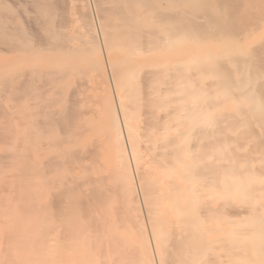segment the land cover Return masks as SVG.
I'll list each match as a JSON object with an SVG mask.
<instances>
[{
    "label": "bare ground",
    "instance_id": "1",
    "mask_svg": "<svg viewBox=\"0 0 264 264\" xmlns=\"http://www.w3.org/2000/svg\"><path fill=\"white\" fill-rule=\"evenodd\" d=\"M20 1H23L22 4L20 3ZM82 1L84 3L82 5V9H83V11H85V9H88L90 7L89 0H82ZM159 1L160 0H94L93 2L95 3V8H96L97 13L99 15V18L97 21H99V25H100L99 28H100L101 36H103V39H104V43H105L104 45H106L107 48H108V46H109V48L110 47H116V48L126 47L127 48V47H129L128 45H131V46H134V51H135L136 48H140L141 45L144 44V40H147V42L145 41L146 43H150L151 41L155 42L153 44L156 46V49H157L161 45L160 42L165 41L164 45L166 42H169L167 44H170L172 42L173 38H175L176 40L179 38H182L185 41H187V40L190 41L191 39L196 38V39H199V42L202 43L205 41V43H206V39L214 37V36L209 37V35L211 36L210 30L207 29L208 28L207 25H209V21L208 20L205 21V19H203V18L201 21V19L198 18V15H202V14H204V12L201 14H198V12L196 11V14H195L193 11H192L193 13H189V10H188V12L185 10L186 13H184V15H182V12L179 13V11H177L178 14L176 13L177 15L174 16L173 14H175L174 11H176V10L173 11L172 9H169V10H172L173 12L165 13V11H164L165 14H163V13H161L163 10L159 11V6H158ZM232 1H236V0H232ZM232 1H228V0L221 1L220 0L219 3L223 4V5L218 4L222 7L221 8L222 10H221V13L218 14V16H217L219 18V20H216L217 19L216 18L214 20V22L216 24L217 23L219 24L218 25L219 27L215 26V27L219 28V31L222 28H224V30H227L230 33L232 31L234 32V30L236 31V29H234V28H237V27H232V25L234 24L237 26V24H236L237 22H239V23H241V21L243 22L246 18H248L246 15L249 16V14H251L250 9H252V11L254 10L253 6L255 4L252 6V0H251V5H247L246 7L252 6V8H250V7H248V9L245 8L250 13L246 14L247 11H245L244 19L242 18L243 20H241V17H243V14H240V13L243 12L244 9H242L243 10L242 11L241 9L238 8L239 6H235V5H238L237 1H236L235 5L233 3V7H232ZM248 1L249 0H247V2ZM0 2H1V0H0ZM5 2H7V1H5ZM8 2L10 3L9 0H8ZM14 2L15 1L13 0V1H11L10 4L9 3L8 4L11 5ZM16 2H17V0H16ZM54 2H57V1L55 0ZM54 2L51 3V0H18V4L23 5L24 8L23 9L21 8L19 10H18V8L13 9L14 10L13 14L7 13V8H8L7 6H5V5L1 6V8H0V37L1 38L0 39L4 38L5 35H8V34H9L8 37H10V35L12 34V35L16 36L17 38H20L19 40L21 43H17V42L14 43L15 40L14 41L12 40L13 44L9 43L10 44V50H8L9 52H11V54H14L18 58V60H22L25 57V53L33 47H36V48L38 47V48H40V50H43V52L44 51L46 52V50H49V52H50V50H52L53 47L51 46L52 44H50V42L48 41L49 39H46L44 36H42V32H40V28L45 29L44 25L40 24V28H38L39 25L37 26V24L40 23L41 21L35 22L36 23L35 27H37V30H39L36 33V31H34V29H36L34 27V24H35L34 20L37 18V16H35L36 18L28 16L30 18V20H29L28 18H26L24 13L26 11L25 14H28V13H30V10H31L32 12L39 13L41 16L48 15L50 13L55 14L53 8L57 9V6L52 5ZM73 2H75V0ZM168 2H171V1H168ZM172 2H173V0H172ZM174 2H175V0H174ZM184 2H187V1H184ZM247 2L245 1L244 4L245 3L248 4ZM260 2H261V0H259L257 4H259ZM205 3H207V2H205ZM253 3H256V1ZM55 4L57 5L58 2L54 3V5ZM201 4H203V3H201ZM262 4L264 5L263 0H262ZM24 5H26L27 8H29V6H30L29 11H28V9H26V7ZM177 5H179L178 1H177ZM204 5L206 6V8L208 7V10H206L208 12L211 7L208 4H204ZM205 6H203V8H201V9L205 10L206 9ZM220 6H218V7L220 8ZM178 7L180 10V5ZM234 7L238 8L237 9L238 11H236ZM258 7L259 6L255 7L257 9L256 10L257 14H258V10H259ZM261 7H262V5H261ZM63 8H64V6H63ZM198 9H200V8H198ZM11 10H12V7H11ZM90 10H89L88 14L91 15ZM196 10H197V8H196ZM204 10H202V11H204ZM239 10H240V12H239ZM263 10H264V8H262V11ZM21 11L24 12L23 15L25 16V19L30 22L26 26L27 27L26 32L29 30L28 33H26V34L23 33V30L21 29L20 26L15 27L13 25H10L11 23H13V21L16 22L14 15L17 12H21ZM260 11H261V9H260ZM260 11H259V15H262L260 13ZM199 12H200V10H199ZM255 12L253 11V13H255ZM58 13L59 12H57V14L55 16H59ZM86 13H87V10L85 11L84 15H82L83 17L80 16L81 14H79L78 16H79V20L80 21L84 20L83 22H86V25H87L86 29H85V26L83 25V28L86 31V32L84 31L83 35L85 36V34H86V36L87 35L90 36V38L92 39V41H90V42L93 44V43H96L98 41L97 40L98 38L96 37L97 36L96 35L97 29H96L95 25H93L91 23H87L88 14L86 16L85 15ZM170 13H172V14H170ZM208 13H210V12H208ZM208 13H206V14H208ZM236 13L237 14L239 13L238 15H240V21L236 20L239 17ZM262 13H264V11ZM31 14L33 15V13H31ZM64 14H65V10H64ZM168 14H170L171 16ZM206 14H204V16ZM257 14L255 13L256 16H258ZM255 15H254V17L256 18V22L259 21L255 25L252 23V20L251 21L248 20L254 26H250L251 28L248 27V29L246 31H244L243 33L241 31L237 30V32L239 34L241 32L240 35H238V33H237L238 36H234L233 32L231 34H229L231 37L230 39L233 38L232 39L233 42H235V45H237L238 49L240 50L239 52L236 50L233 51L234 48L231 49L232 45L230 46V48H228L229 50L231 49L230 54L234 58V61L237 62V66L234 69H228L229 67L226 66V67H228V68H226L225 65L224 66L219 65L216 68L214 67V71H212L213 72L212 74L216 77V80H217L216 83L208 84V83H210V81H209V82H206V84H208V85H203V84L199 83L200 81L197 82L198 80L196 78H194L196 76V74L193 75V71H191L192 74L189 72V70H191L192 68L188 70L187 69V67L189 66L187 64L188 61H185L186 66H179L178 67L175 65H169L166 68L163 67L164 70L162 69V72L154 73L153 71L152 72L149 71L150 74H152L151 76H153V78L150 75L148 76V74H145V80H146L145 82H147V85H144L145 87L143 86V88H144L143 90L145 91V96L147 95L146 101L143 98V97H145V96H143V93H142L144 91L139 89V87L141 88L143 82L139 83L136 80V78H138V75H136V76L134 75L133 78H134V80H136L137 85H139V87L134 85L130 80H124L126 78H124L122 80L121 85L118 83L120 86L117 84L119 86L118 91H116L119 93L118 94L119 108L117 107L118 110H115V112H114V110H112L114 112V114H112L113 119L111 120L112 121L111 123H113V124L112 125L110 124L111 125L110 127L112 128V126H113L112 131H114L116 133L115 138L117 137L118 141L122 145V148H121L122 149L121 150L122 157L119 158V154H117L119 167H121L120 162H119V161H121L124 164V168H125V170L124 169L123 170L126 171L125 179L122 178L125 181V187L121 188V189H120V187H119V189L114 187V189H116L114 191H112L111 189L110 190L109 189L102 190L103 186H101L100 184L99 185L101 186V189H99L100 186L97 189L96 186L94 187L93 183L94 182L99 183V182L93 181V183H92V180L91 181L89 180L91 177L88 175V173H85V174L88 175V177H90V178L88 180H84L82 178V180H83L82 182L81 181L72 182L69 179L70 182L68 181V183H67L66 179L64 180L62 173H63V170L65 168V161H67L65 159H67L66 156L68 154H66V152H64L61 148L66 141L65 136H67L66 133H68V132H66V130L68 131L70 129L72 131L71 128L73 127V122H75L76 124H79L78 123L79 118L75 120L74 117L69 116L70 113H71V115L74 116L75 113L72 114V112H71L73 110V108H71L72 109L71 111H70V109L69 110L66 109L65 111L63 110L65 112L64 113L65 115L61 114L60 113L61 111L58 112V110L54 111L53 109H51L49 102L44 98L46 83L43 81L42 82H31L29 80L27 83L28 85H30V86H28L29 90L27 93V95H28L27 98L30 100V102L32 101L33 104H31V103L29 104V106L31 108H29V106H28L29 109L27 112H30V110H32V111L30 114L28 113L29 118L26 117V115L28 116V114H25V113H27V112H25L26 110L24 111V113H22L25 115L24 116L22 114L21 115H22V118L24 117V119H26V118L29 119V130H27V131L31 132L32 137H33V135L38 136V134H42V136L44 135L43 138H45V140H42L41 136L39 138L43 142L42 145L40 144L41 141L39 142V144L36 143V144H38V146H41L39 148V149H41V152L38 149V146H36V148L38 149V157L44 156V159L42 160L43 166L41 164H39V165H41L42 170L37 166V168L40 169V170H38L35 166L39 162L38 163L34 162L36 164L35 166L25 164V162H27L28 158L25 160H23V158H22V161L19 160L20 162H23V164L22 163L19 164L18 162H17L18 164H15L14 163L15 160H13L14 159L13 157L16 156V153L15 154L11 153V155H9L11 151L9 150L10 152H8L7 151L8 148H6L5 153H4L5 155L7 154L8 157L2 156L0 159V163L2 164V166H0V178L3 177L2 176L3 173H4V175H7V173H8V176L11 175L12 180L10 179L11 182H9L8 185H9V188L12 189V191H13V192H11L13 195L10 196V199H5L6 196H4V195L0 196V223L2 225L3 224L5 225V227L3 226L4 228L0 226V264H168V262L170 261V263H171V261H173V259H175V257H176V259L174 260V262H176L175 264H220L223 261V260H221V256L223 255V253H225L223 251L225 249H222L223 253L221 252L222 253V255H221L219 253L220 247L217 246V244L220 243V245H224V244H227L226 241L224 242L223 240L221 241V239H216V242L215 243L213 242L214 244H216V246H215V245L211 244V241L208 242L210 245H208L207 243L205 244L204 239H203L204 235H206L205 232H208V231H206L207 230L206 229L207 228L206 222H208V219L209 218L212 219V217H213V218H215L214 221L218 220L217 223L218 222L222 223L223 221H219V220H221V215H222L223 211L221 212V211H219V209L221 210L220 207L223 205L222 210H224V213H226L227 211L224 209V207H226V209L228 207H227V205L226 206H224V205L230 203V202L224 201V204H219L218 210L215 208H209L208 207V204L210 202H208V204H207V200L205 201L206 195H207L206 193H209L210 191H214V189L215 190L218 189V186H216L217 182L214 180H216V178L218 179V176L223 171H225V173L222 175V177H224L223 184L225 185V183H227V185H228V181H225V180H228V179H226L227 175L229 177L232 176V178L230 177L231 179H233V178L236 179V177L240 176V174H241V176L239 178L241 179L242 182L239 181L240 185L238 184V187H236L238 190L240 188V193L237 196L236 195H234V196L232 195V196L233 197L236 196L235 198H237V200L238 199L241 200V198H242L243 204H244V202H246V203L252 202L254 199H257V198L258 199L255 201V203L259 202L258 200H260V199H264V183H263L264 180H263V182L261 180L260 183L257 182L258 177L261 178V176H264V167H263L264 166V68H263L264 65H262V67L259 66V64L261 65V63H260L261 61H263L262 64H264V59H263L264 54H262L261 53L262 51L259 50L260 48L264 49V37H263L264 36V19H263L264 15L262 16L263 20H259L260 17L258 18ZM245 16H246V18H245ZM252 16H253V14H252ZM80 17H82L83 19ZM201 17H203V16H201ZM206 17H208V16L206 15ZM22 18H23V16H22ZM47 18L48 17H46V19ZM249 19H250V17H249ZM251 19L255 20L254 18H251ZM36 21H37V19H36ZM212 21L213 20L211 19V22H210L211 26H213V24H214V23L212 24ZM235 21H236V23H234ZM50 22H52L51 19H50ZM205 22H208V24L206 23L207 25H205ZM244 22H245L244 26L246 28V20ZM21 23H22V21H21ZM58 23L59 22H57L56 26L58 25ZM72 23H74V21ZM144 23H148L149 27H147V28L144 27L143 26ZM168 23H170L171 26H169V27L166 26V24H168ZM248 23H247V26H249L251 24V23L250 24H248ZM24 24L26 25V23H24ZM54 24H55V22H54ZM83 24H85V23H83ZM25 25H24V27H25ZM58 26L59 27H56V28L61 29L63 27V26L60 27L61 26L60 24ZM215 27H213V28H215ZM220 27H222V28H220ZM242 27H243V25H242ZM49 28H46L45 30L48 29V31H49ZM209 28H212V27H209ZM213 28H212V30H213ZM218 28L216 29L217 31H218ZM231 28H233V30H231ZM65 30H63V31L66 34ZM229 30H231V31H229ZM241 30H244V28ZM221 31H223V30H221ZM221 31L219 33H221ZM39 33H41V34H39ZM61 33H62V31H61ZM160 33H165V35L160 37L159 36ZM63 34L64 33H62V35ZM212 35H214V34H212ZM235 35H236V32H235ZM46 36H47V34H46ZM54 36H56V35H54ZM58 36H56V37H58ZM218 38L219 37H217L215 39L213 38V39L218 40ZM55 39H56L55 44H57L58 42H60V43L62 42V44H64V45H62L60 47L61 48L63 46L66 47L67 43L65 45V42H63V38L59 39V41H57V38H55ZM8 40H10V39H8ZM194 41H196V40H194ZM194 41H191V42L195 43ZM218 41H220V40H218ZM3 42L5 43V41H3ZM6 44H3V46H5ZM158 44H160V45H158ZM167 44H166V46H167ZM226 44H224V45H226ZM1 45L2 44H0V46ZM58 46H59V44H58ZM60 47H58V48H60ZM93 47H94V44H93ZM97 47L98 48L95 47L97 50H94V51H99V50L101 51V47L98 45H97ZM170 47H172V46H170ZM257 47H258V49H257ZM116 48L113 50H116ZM146 48H147V50H149L148 46H146ZM62 49H64V48H62ZM65 49H67V48H65ZM65 49H64V51L66 52ZM68 49H72V48L69 47ZM142 49H143V47H141V50ZM72 50L73 51L76 50V47H75V49L73 48ZM103 50L105 52V49H103ZM137 50H139V49H137ZM153 50H155V49L153 48ZM257 50H258V52H256ZM8 51H7V54H8ZM61 51H58V53ZM259 51H260V53H259ZM38 52L40 53V51H38ZM76 52H78V50H76ZM106 52H109V50H107ZM255 52L259 53V54H257V55H259L258 57L257 56L254 57ZM53 53H56V52H53ZM105 53H104L103 57L105 56ZM110 53H111V51L109 52L108 55H110ZM263 53H264V51H263ZM131 54H132V52H131ZM131 54H130V56H131ZM64 55H65V53H64ZM137 55H138V52H137ZM137 55H135V56H137ZM228 55H229V53H228ZM92 56L94 57V52H93ZM92 56H90V57H92ZM97 56H99V55H97ZM260 56H261L260 59H262V60L258 61L259 62L258 63L256 59H258ZM262 56H263V58H262ZM173 57H174V55H173ZM209 57H211V56H209ZM134 58H136V57H134ZM195 59H193V61H195ZM229 59H231V58H229ZM89 61L92 62V60H89ZM106 61H105V63L108 64L109 67H111V66L113 67L112 61L107 57V55H106ZM193 61L190 63H193ZM197 61L198 62H196V63H200L202 60L201 61L197 60ZM215 61H216V59H215ZM185 62L183 64H185ZM117 64H118V62H117ZM216 64L218 65V63H216ZM196 65H198V64H196ZM89 66H90V64H89ZM97 66H99V65H97ZM120 67H122V65L119 62V68ZM122 68L125 69V67H122ZM196 68H197V71L195 70L194 73L198 72L197 73L198 75H199V71H202L201 73L202 74L204 73V76L209 74V73L211 74V72L207 69H204V70L200 69L199 70L200 67L199 68L196 67ZM91 69H93V68H91ZM87 70H89V69H87ZM93 70H96V69H93ZM98 72H99V70H98ZM113 72H116V75H118L120 73L118 71L119 73L117 74V71H115V70ZM147 72H148V69H147ZM147 72H145V73H147ZM8 73H10V72H8ZM86 73H85V75H86ZM101 73L102 74L99 73V75H102V76L105 75L104 74L105 71L101 72ZM29 74H30V72H29ZM46 74H48V73H46ZM49 75L50 74H48L47 77H49ZM116 75H114V78H112V76H111V78L114 79V80H112L114 83H116L115 81L120 82L119 79L121 80V75H118V76H120L119 79H117L118 76H116ZM141 75H142V73H141ZM146 75H147V77H146ZM27 76H29V75L27 74ZM14 77L15 76H13V78ZM22 77H24V75H22ZM115 77H117L116 78L117 80L115 79ZM148 77H151V78L149 79ZM50 78H52V77H50ZM54 78H55V76H54ZM104 78H106V77H104ZM15 79L17 80L16 77L14 78V80ZM23 79H25V78H23ZM44 79H46V78H44ZM58 79H60V78H58ZM46 81L48 82V80H46ZM17 82H20V80ZM26 82H27V79H26ZM140 84H141V86H140ZM18 85H20V84H18ZM7 86H5V87H7ZM147 86H148V89H147ZM9 90H8V92H10ZM146 90H148V91H146ZM5 91H7V90H5ZM46 91H49V89ZM74 91H76V89ZM110 91H111V88H110ZM15 92H17L19 94L18 91H15ZM71 92H73V91H71ZM146 92H147V94H146ZM24 94H26V93H24ZM73 94L75 96L74 92H73ZM15 96L17 97V95H15ZM51 96H52V94H51ZM18 97H19V95H18ZM24 97H26V96H24ZM70 98H72V97H70ZM75 98H76V96H75ZM116 98H117V96H116ZM6 99L4 100V102L6 101V103H8L9 101L7 102ZM71 100H73V98ZM74 101H75V99H74ZM39 102H41V103H39ZM127 102L131 103L132 105H128ZM173 104L174 105L177 104V105L174 106ZM142 105H144V106H142ZM25 106H27V104ZM116 106L117 105H115L114 107H116ZM109 107H111V105ZM145 107H146V110L149 108L148 112L149 111L150 112L148 114V124H146V125L143 124V126H145V127L147 126L146 127L147 132H150L152 134L150 136H153V135L158 134V133L164 134L165 132L167 133V131H170V130L176 131V134L174 136L161 140L160 144H159L160 141L158 140L159 142L157 141L158 142L157 144H159V145L156 144L152 148L153 152H155L156 154L155 153L153 154L152 152H150L151 150H149L146 153V155H150L151 153L153 154L150 156L142 155L145 153V152L143 153V151H142L145 148L143 149L142 146H141L142 150L140 148L141 140L142 139L144 140L143 136L146 135L144 132L145 130H142L141 127H136V126L134 127L133 126L134 121H136V123H139V118H140L139 116H141V114L143 113L142 109H145ZM68 108H70V107H68ZM228 110H230L229 111V112H231L230 114L229 113L226 114V112ZM68 111H70V112H68ZM139 111L141 112L140 115H139ZM212 113L215 114V117H211ZM56 114H57V117L55 116ZM216 116H220V117L225 116L227 118H230L231 120L230 121H228V120L220 121V119L216 118ZM108 117H111V115H109ZM250 117L254 118V119H249ZM142 118H144L145 120ZM236 118H237V120H236ZM247 118L249 120H246ZM141 119L143 120V123L145 121L147 123V118L143 117V115L140 118V120ZM8 120L10 121V119H8ZM136 123H135V125H136ZM257 123L259 124L261 131L259 130V134H256V132H254V134H251V135H253L251 138L255 141L254 146H256L257 153L259 154L258 157L255 156L256 158L255 157L254 158L257 161H260V162L262 161V167H263L262 172H258L256 170L252 171L250 169V163H251V161H253V159H251V155L249 156L250 159L249 158L247 159V157L245 158V156L244 157L241 156L242 158L239 156L237 157L234 153L233 154L231 153L233 151H228L226 148L221 146L222 142L224 143V141H223L224 138L221 134H217V133L209 134L213 130H215V132H217L219 129L224 130L226 128H234V129L237 128V129H239L240 128L239 126L243 127L244 125H246V128H248V127L253 128L255 124H256V126L258 125ZM238 124H239V126H238ZM191 125L194 126L193 130L198 129V132L194 133V135H192L193 137L192 136L190 137V135L186 134V131L189 132V126H191ZM69 126H70V128H69ZM26 128L27 127L25 126V130H26ZM136 128L138 130H140V128H141V130H140L141 132L137 131ZM58 129H62L61 130L62 132ZM211 129H213V130H211ZM244 129H245V127H244ZM244 129L242 128L243 131H244ZM249 129H247V130H249ZM1 131H3V130H1ZM58 131H60V133H58ZM8 132H10V131H8ZM260 132H263V134ZM142 133H143V135H142ZM6 134H4V135L6 136ZM104 134H105V132H104ZM244 134H245V132H244ZM4 135L2 134V136L4 137L2 139L3 142H5L7 140V136H9V134L6 137ZM23 135H25V131H24ZM242 135L243 134H240L238 139H244V137ZM248 135L250 137V134H248ZM150 136H147V137H149L148 142L151 141V142H149V144L154 143V141L150 140ZM29 137H31V136L29 135ZM29 137L27 136L26 138L29 139ZM0 138H1V136H0ZM8 138H10V137H8ZM115 138H114V140L117 139V138L116 139ZM30 139L28 141H30ZM188 139H193V140L195 139V141H197L198 146L196 147L197 143H196V145H194L195 150H197L196 152H194L192 150L193 148L189 145V143L187 141ZM95 141H96V139H95ZM144 141H142V142H144ZM116 142H117V140H116ZM145 142H144V144H145ZM6 144H7V142L5 143V145ZM2 145H4V144H2ZM30 145H34V143L30 144ZM182 145L185 147L184 151L181 150V149H183V147H181ZM21 146H24V145H21ZM34 147H35V145H34ZM99 147L101 149V145ZM118 147H120V146H118ZM90 148L93 149V147H91V145H90ZM209 148H212V151L214 149L217 150V153L214 152V154L216 153L215 158H217L219 161H222L223 163H224V161H225V163L228 162V164H226V166H223V164H219V165L216 164L218 166H214L215 164H211L209 162L207 163V161L204 162V160H203L204 157L205 156L209 157L208 155H206ZM21 149H22V147H21ZM32 149H33V147H32ZM157 149H161L160 152H156ZM12 150L15 151L16 149L15 150L12 149ZM23 150H21V151L23 152ZM34 150L36 152V149H34ZM147 150L148 149H145L144 151H147ZM28 151L30 152V150H28ZM141 151H142V153H141ZM22 152H20V154ZM95 152H97V151H95ZM117 152H119V151L117 150ZM67 153H70V152H67ZM74 153H75V151H74ZM78 153L76 152L75 156H77ZM194 153L197 155L194 156V159L192 160L191 155H193ZM27 154H28L27 152H26V154L24 152L23 155H27ZM90 154H91V152H90ZM95 154H98V153H95ZM12 155H14V156H12ZM17 155H18V153H17ZM78 156H80V155H78ZM94 156L95 155H93V157ZM143 156L145 158L150 157L149 160L151 163L147 162L148 160L147 161L144 160L143 161L144 163L141 166V161L144 159ZM151 156H153L152 159H151ZM11 157L13 159H11ZM25 157H28V156H25ZM72 157H73V155H72ZM89 157H88V159H89ZM99 157H100V155H99ZM142 157H143V159L141 160ZM213 157H214V155H213ZM73 158H76V157H73ZM97 158H96V161H97ZM4 159L6 160V162L3 163L2 160H4ZM10 159L13 161L14 164H12L11 162L10 163L8 162V161H10ZM91 159H93V158H91ZM130 159L135 165V168H133V169L135 170V173H136V179L134 177V173H133L134 171L132 170L133 166L131 167V164H130ZM75 160L77 162V159H75ZM86 160L84 158V161H86ZM189 160H192L191 163L189 162ZM255 160H254V162H255ZM71 161L72 160L69 159L70 163H72ZM87 161H89V160H87ZM210 161L214 162V160H212V159ZM5 163L9 164V165L6 164V165H8V167L5 166L6 168L11 169V167L13 165H18L19 169L15 168V166H14L13 168L17 169V171H13L11 173L10 171H12L13 169L12 170L8 169L11 174L9 175V172H7L8 170L6 171V174H5V172H3L4 169L2 168L3 164L5 165ZM77 163L75 164L76 165L75 169L77 168ZM83 163H85V162H83ZM146 163L147 164L149 163V166H148V168L146 167L144 170L142 167H144L145 165L147 166ZM86 164H87V162H86ZM239 164H240V166H239ZM72 165L71 166L69 165V166L72 167ZM85 165H84V168H85ZM96 165H98V164H96ZM259 165L257 166V164H256V166L258 167V170H260ZM9 166H11V167H9ZM81 166L82 165H80V167ZM99 166H101V165H99ZM84 168H82V169H84ZM158 168H160L162 170V174L164 173V177H163L164 181H162L163 179H161L162 185L159 183L160 184L159 187H161V186L164 187V191L169 193V194H167V196L168 195L173 196V198H174L173 199L174 210H176L178 212L177 219L172 222L173 223L172 225L174 226V224H178L179 225L178 227H180V229H178V232L176 233V235L173 234L174 236L171 235L170 233L168 234V232H166L165 228L162 226V224H163L162 219L163 218L159 216L160 213L158 210L159 201L156 199L157 196L156 197L154 196V194L160 195L159 192L156 191V188H155V191L158 194H156L155 191L153 193L152 190L150 191V187L148 186V181H149L148 176L151 173H154ZM36 169L39 172H37ZM88 169L86 168L84 170H88ZM18 170L20 173H18ZM244 170H245L244 174H246V178L248 177V179H249V181H247L248 183H244L246 180H243L241 178L243 176L242 172ZM40 171H42V174L44 172V176H42L41 180H39V177H36L37 174H41ZM77 171H78V173L80 172L79 170H77ZM118 171H119V169H118ZM16 172L18 175L19 174L20 175L19 176L17 175L18 177L13 179L12 175H15L14 173H16ZM88 172H90V171H88ZM118 174H119V172H118ZM157 174L159 175V173H157ZM162 174H161V176H162ZM158 175H154V177L155 176L158 177ZM234 175H236V176L234 177ZM122 176L118 175L119 178ZM249 176L255 177V180L250 181L251 178H249ZM34 177H36V179H34ZM71 177L73 179L75 178L73 176H71ZM86 177H84V178H86ZM154 177L152 176V178H154ZM256 177H257V179H256ZM65 178H66V176H65ZM239 178H237V180ZM154 179H156V178H154ZM2 180L4 181L3 178H2ZM13 180H15V182ZM93 180H95V179H93ZM3 181H2V183H5ZM118 181H120V180H118ZM150 182H151V180H150ZM217 184H219V183H217ZM1 185H0V190H2ZM96 185L98 186V184H96ZM137 185H138L139 190H140L138 193H141L142 189H144V191H145L144 193L142 191V196H141L142 200L145 203V206L147 205L146 200H147V203L149 205H150V203L153 204L152 209L150 208L152 211L149 210V212H146L148 215V216H146V221L148 220L150 224L148 222H145V224H147V225L149 224L148 225L149 227L151 226V228L150 229L148 228V229L151 232V237H152L151 240H153V242H154L153 248L156 246V255L158 254V256H156V257H159V258H157L158 259L157 263L155 261V256H154L153 248L151 247V243L149 241L148 233L145 229L146 225L143 223L144 218L140 217L142 215V214L140 215V212L142 210L139 206V202H140L139 200L140 199H138L139 197H137V194H138L137 193ZM32 187H34L33 192L31 191ZM116 187H118V185H116ZM230 189L232 190V188H230ZM230 189H228L227 191H226V189H224L225 191L223 190V192H221L219 189L218 193L219 194L222 193L221 195L224 196L225 198H230L229 197L230 196ZM6 190H7V188H6ZM6 190L4 189V192H6ZM162 191L163 190H161L160 192H162ZM101 192H104V194L102 193V195H101ZM114 192H116V196L118 194H119L118 197L122 196L123 200L121 198L119 199V200H122V204L118 203L119 200L117 201V199L115 198ZM117 192H118V194H117ZM257 192L260 193V196H259V194H256ZM111 193L114 196H112ZM9 194H10V192H9ZM210 194H211V192H210ZM237 194H238V191H237ZM240 195H241V198L240 197L238 198V196H240ZM38 196H40V197H38ZM41 196H43L45 198V201H44L45 204L44 205H41V203H39V201L41 200L40 199ZM102 196L104 198H102ZM110 196H112V199ZM211 196L213 197L212 194H211ZM214 196H216V195H214ZM7 198H9V196ZM12 200L15 201V203L18 202L19 204L18 205H16L17 203L13 204ZM115 200L118 203V206L121 205L119 208L122 207V209H120L118 211H121V213L123 212V210L128 211V214H130V216L127 217L125 214L123 215V213L121 214V216H123L121 218H120V216H118V217H116V215L114 216L115 212H112L113 209L111 211L110 206L112 204V207L116 209V207L113 206V205H116ZM113 201L115 202V204ZM256 204H257V206L260 205L258 203H256ZM229 205H231V204H229ZM248 205H249V203H248ZM261 206H263V205H261ZM263 207H261V209ZM230 208H231V206H230ZM230 208L228 209L229 211L236 208L235 210H233L234 212L236 211L234 213L236 218H237V216H239V218H240V216L242 214L245 215V214H248V212H249V210H247L248 207L246 208V205H245V209L243 208V206H241L242 209L240 207L238 208V206L237 207L233 206L232 209H230ZM254 210H256V209H254ZM115 211H117V210H115ZM111 212H112V214L113 213L114 214L112 215ZM134 213L135 214L139 213V214H137V216L139 215L140 218L137 217ZM219 214H220V216H219ZM214 215L216 217H214ZM226 215H228V213L225 214V216ZM261 215H262V213H261ZM261 215L257 213L255 215L254 219H256V220H258L257 218L260 219V217H258V216H261ZM217 216H218V218H217ZM225 216L222 215V218L223 217L225 218ZM231 216L228 215V218L229 217L232 218ZM115 217L118 218V222L120 223V224L118 223V226L120 228V229L118 228V230L122 231L121 233L117 232L118 234L117 233L114 234L113 230H112V225L115 222ZM142 217H143V215H142ZM219 217H220V219H219ZM246 217H247V215H246ZM230 218H229V220H227V222H230V224L232 223V225H233V220H230ZM126 219L128 222L127 221L125 222ZM225 219L223 222L224 224L227 223L225 221ZM244 219H246V218H243V220ZM254 219L252 218V220H254ZM243 220H241V221H243ZM121 221L124 223L123 224L124 227L122 226ZM258 221H257V224H260V223L263 224L264 218L263 219L261 218L260 223H258ZM211 222H213V221H211ZM223 223H222V225H224ZM166 224H168V223L166 222ZM230 224L228 223V226ZM253 224H254L253 225L254 227H252V226L251 227L257 229L258 225L256 224V222ZM170 225H171V223H170ZM232 225L230 226V228L235 227V224L233 226ZM242 225H243V223H242ZM247 225H250L249 222L247 223ZM164 226H166V225L164 224ZM173 226H170L171 228L170 227L169 228L172 229ZM175 226H177V225H175ZM244 226L245 225H243V227ZM259 226L262 227L261 224ZM121 227H122V229H121ZM162 228H164L163 230L167 234L162 230ZM216 228L214 230H217L219 233V231L221 229L220 228L216 229ZM236 228H239V227H236ZM190 229H192V230H190ZM240 229H241V227H240ZM210 230H212V229H210ZM235 230H237V229H235ZM230 231H228V233L232 232L235 234L233 237H235V238L238 237L237 234L239 235V233L233 232V229L231 232ZM237 231L239 232L240 230H237ZM246 231H249V230H247V227H246ZM262 231H264V230H262V228H261L259 232L262 233ZM150 232H149V235H150ZM185 232H186V234H185ZM215 232H213L212 234H215ZM254 232L256 233V230ZM173 233H175V232H173ZM208 233H210V232H208ZM224 233H223V236H224ZM226 233H227V231H226ZM255 233H253V234H255ZM247 234H245L244 236L247 237L246 239H249ZM49 235H51V236L54 235V237L53 236L50 237ZM229 235H231V234H229ZM241 235H242V233H241ZM258 235H260V234H256V236H258ZM250 236H252V235H250ZM233 237H230V239ZM253 237H254V235H253ZM260 237L261 236L258 237V240H256L255 238H254V240H252L254 242L253 245L255 243L259 244V242H260L259 240L261 239ZM171 241H173L175 243V245H176V246L174 245L175 248L178 245V247L176 248L177 249L176 252L173 249L174 247L172 248V246H171V248H167V245ZM236 241H237V243H239L238 240H236ZM250 241L251 240H249L248 242L250 243ZM257 241H259V242H257ZM222 242H223V244H221ZM244 242H242L243 245H244ZM261 242H263L262 239H261ZM261 242L259 244V245H261V247L260 246L259 247L262 248V251H263L264 248L262 247L263 245ZM172 243H170V244H172ZM249 243H248V245H252L251 243L250 244ZM230 244L232 245V242ZM245 245H246V242H245ZM161 246H162L161 251H158L157 247H161ZM225 246L226 245H224L223 247H225ZM168 247H170V246L168 245ZM209 247L210 248L213 247L211 250L213 251L214 256L213 255L210 256L209 255L210 253L207 252ZM243 248H245V247H243ZM169 249L170 250L173 249L175 253L173 252L174 254H172V251L170 252ZM230 249H231V247H230ZM242 249H240V250H242ZM250 249H251V246H250ZM243 250L247 253L246 248ZM230 251L234 252V250H230ZM255 251H257V250H255ZM259 251L261 252V250H259ZM159 252H160V254H159ZM241 253H242V251H241ZM236 254L235 253L233 254V256H234L233 259H235V260H237L236 258L239 259L240 255H241L240 254L239 257H237ZM248 254H250V253H247L245 255L247 256ZM254 254L255 253H253L252 255H254ZM207 255H208V258H210L212 256H213V258H210V259L205 258V257H207ZM203 256H205V257H203ZM256 258H258V257H256ZM259 258H261V257H259ZM250 260L251 259H249V261ZM257 261H258V259H257ZM263 261H264V259H263ZM174 262L171 264H174ZM227 262H230V261L228 260ZM232 262H233V260H232ZM244 262H248V260L244 261ZM241 263H243V262H241ZM231 264H233V263H231ZM235 264H238L237 261ZM253 264H254V261H253Z\"/></svg>",
    "mask_w": 264,
    "mask_h": 264
},
{
    "label": "rangeland",
    "instance_id": "2",
    "mask_svg": "<svg viewBox=\"0 0 264 264\" xmlns=\"http://www.w3.org/2000/svg\"><path fill=\"white\" fill-rule=\"evenodd\" d=\"M5 1H7L8 2V0H5ZM4 0H1V2H0V8H1V6L2 5H5V6H7L8 8H7V13L8 14H10V13H14V10L13 9H16V8H18V10L19 9H23L24 7H23V5H19L18 4V0H17V2H16V0H14L15 2L14 3H12L11 5H9L10 3H11V1H13V0H9L10 1V3L8 4L7 2H5ZM55 1V0H54ZM53 0H51V3L52 2H54ZM57 2H58V4L56 5H54V3H57V2H54L52 5L53 6H57V9H54L53 8V10H54V13L55 14H53V13H50V14H48V15H43V16H41L39 13H37V12H32L31 10H30V13H28V14H25L26 13V11H25V13L23 12V11H21V12H15L16 14L14 15V18H15V20H16V22L15 21H13V23H11L10 25H13V26H15V27H18V26H20L21 27V29L23 30V33L24 34H26V33H28V31L26 32V30H27V24L28 23H30L28 20H26L25 19V16H26V18H28L29 20H30V18L29 17H35V16H37V21H36V19L34 20V23L35 22H40V23H38L37 24V26H38V28H40V24L42 25H44V27H45V29L46 28H49V31H48V29L47 30H45V29H41L40 28V32H42V36H44L46 39H49L48 41L50 42V44H52L51 46L53 47L52 48V50H50V52H49V50H46V52L44 51L43 52V50H40V48H36V47H33V48H31L30 50H28L26 53H25V57L22 59V60H18V58L14 55V54H11V52H9L8 50H10V44L9 43H12V40L14 41V43L15 42H17V43H21L20 42V38H17L16 36H14V35H10V37H8V35H5V37L4 38H2V39H0V44H2L0 47V95L3 97H1L0 96V136H1V138H0V159H1V157L2 156H4V157H8L7 156V154L5 155L4 153H5V150H6V148H8L7 149V151L8 152H10V154L9 155H11V153H13V154H15L16 153V156L15 157H11V159H13V160H15L14 161V163L15 164H23V162H20V161H22V158H23V160H25V159H27V162H25V164H29V165H33V166H35L36 164L35 163H38L35 167L37 168V166L42 170V168H41V165H42V163H43V159H44V156H41V157H38V149L41 147V146H38V144H39V142L41 141V139L42 140H45V138H43L44 137V135L42 136V134H38V136L36 135V136H34L33 135V137H32V134H31V132H28L27 130H29V119H27V118H29V114L31 113V111L32 110H30V112H27L28 111V109L29 108H31L30 106H29V104L31 103V104H33V102L31 101L30 102V100L27 98L28 97V95H27V93H28V90H29V87L28 86H30V85H28L27 83H28V81L30 80L31 82H45L46 83V87H45V93H44V98L49 102V104H50V106H51V109H53L54 111L56 110H58V112H60L61 114H63V115H65L64 113V111L66 110V109H70V111L72 110L71 108H73V110L71 111L72 112V114H74V116L73 115H71V113L69 114V116L71 117H74L75 118V120L76 119H78L79 118V120H78V123L79 124H76L75 122H73V127L71 128L72 129V131L69 129L70 128V126H69V130L67 131L66 129V132H68V133H66L67 134V136H65V143H64V145L62 146V150L64 151V152H66V154H68L67 156H66V158L67 159H65V160H67V161H65V168H64V170H63V173H62V175H63V178H64V180L66 179V182L68 183V181H69V179H70V181H72V182H79V181H83L82 180V178L84 179V180H88L90 177V181L92 180V183H93V181H98L99 183H93V185H94V187L96 186L97 187V189H98V187L101 185V186H103L102 187V190H105V189H111L112 191H114V190H116V189H114V187L115 188H118L119 189V187H120V189L121 188H124L125 187V181L123 180V179H125V174H126V171H124L125 170V168H124V164L121 162V161H119L120 162V165H121V167H119V164H118V155L117 154H119V158H121L122 157V154H121V148H122V145H121V143L118 141V138L116 139L115 138V136H116V133L114 132V131H112L113 130V126H112V128L110 127L113 123H111L112 121V119H113V116H112V114H114V112H115V110H118V108H119V100H118V92H116V91H118V87L121 85V83H122V80L124 79V78H126V79H124V80H130L134 85H136V86H138L139 87V85H137V82H143L142 83V86H141V84H140V86H141V88L139 87V89L140 90H142V91H144L143 89V86L144 85H147V82H145L146 80H145V74H148V76L150 75H152V74H150V72L149 71H153L154 73H158V72H162V69H163V67L164 68H166V67H168L169 65H175V66H186V62L185 61H188L187 62V64L189 65L188 67H187V69L189 70V69H191V70H189V72L191 73V71H193V75L194 74H196V76L194 77V78H196L197 80V82H199L200 84H203V85H208V84H211V83H216V77L212 74L213 72L212 71H214V67L216 68L217 66H219V65H221V66H224L225 65V67L226 66H228V67H226V68H228V69H234L236 66H237V62H235L234 61V58L232 57V55L230 54V50L232 49V48H234L233 49V51L234 50H236V51H240L239 49H238V47H237V45H235V42H233V38L232 39H230L231 37H230V35L229 34H231L230 32H228L227 30H224V28H222V27H220V28H222L221 30H223V31H221V33H219L220 31H219V24L217 23H215L214 22V20L216 19V20H219V18L217 17L218 16V14H220L221 13V6L220 5H223V4H220L219 2H220V0H184V1H187V2H184L183 0H177L178 1V4L180 5V10H179V5H177V1L175 0V2H174V0H173V2H172V0H160L159 1V4H158V6H159V11H162L161 13H163V14H165V13H169V12H173L174 10H176V11H174V13L175 14H173L174 16H176L177 14H178V12L177 11H179V13H181L182 12V15H184V13H186L185 12V10L188 12V10H189V13H195L196 14V11L198 12V14H201V13H203L204 12V14H206V13H208V12H210V13H208V14H206L208 17H206V15L204 16V14H202V15H198V18L199 19H201V21H202V18L203 19H205V21H209V25H207L208 24V22H205V25H207L208 26V30H210V32H211V36L209 35V37H212V36H214L213 38L215 39V38H217V37H219L218 38V40H220V41H218L217 39L216 40H214L213 38H208V39H206V43H205V39L203 40L204 42H199V39H191L190 41L189 40H187V41H185L184 39H182V38H179V39H175V38H173V40H172V42L170 43V44H167V43H169V42H166L165 43V45H164V42H160L161 43V45L160 44H158V45H160L157 49H156V46L153 44V43H155V42H153V41H151L150 43H146L147 42V40H144V44L143 45H141V47H143V51L141 50V47L140 48H136V50L134 51V46H131V45H128L129 47H118V48H116V47H110L109 48V46H108V48L106 47V45H104L105 43H104V39H103V36H101V32H100V28H99V21H97L98 20V18H99V15H98V13H97V10H96V8H95V3L92 1V0H89V4H90V7L88 8L89 10H90V13H91V15L90 14H88V12H89V10L88 9H85V11L87 10V13L85 14L86 16H87V14H88V21H87V23H91V24H93V25H95V27H96V29H97V32H96V37L98 38L96 41L100 44H98L97 42L96 43H93L94 44V47H93V44L90 42V41H92V39L90 38V36H86V34H85V36L83 35L84 34V28H83V25L85 26V29L87 28V25H86V22H83L84 20H82V21H80L79 20V14H81L80 16H82V15H84V13H85V11H83V9H82V5L84 4L83 3V1L82 0H75V2H73L74 0H56ZM168 1H171V2H168ZM221 1H223V0H221ZM228 1H232V0H228ZM236 1H237V3H238V5H235L236 4ZM236 1H232V7H233V3H234V5L235 6H239L238 8L239 9H244V11L243 12H241L240 14H243V17H241V20H243L244 19V13H245V11H247L246 9H248V7H250V8H252V6L254 7L253 9V11L255 12L257 9L255 8V7H257V6H259L258 7V14H257V11L255 12L258 16H256L255 15V13H253V11H252V9H250V12H251V14H249V16L248 15H246L248 18H246V16H245V20H246V28H245V20L242 22L241 21V23H239V22H237L236 23V21L234 22V23H236L237 24V26L236 25H232V27H239L238 29L237 28H234V29H236V31L234 30V32H233V34H234V36H238V35H240L241 34V32L243 33L244 31H246L247 29H248V27H250V26H254L257 22H259V21H257L256 22V18L254 17V15L256 16V17H260V19L259 20H263L264 19V13H262L263 11H262V8H264V5L262 4V0H261V4L259 3V4H257L258 3V1L259 0H252V6H248V7H246L247 5H251V0H249L248 2H247V0H236ZM247 2L248 4H244V2ZM256 1V3H253V2H255ZM264 1V0H263ZM22 2L23 1H20V3L22 4ZM91 2V3H90ZM205 2H207V3H205ZM218 2V3H217ZM250 2V3H249ZM3 3V4H2ZM176 3V4H175ZM184 3V4H183ZM201 3H203V4H201ZM204 4H208L210 7V9H209V11L207 12L206 10H208V7L206 8V6L204 5ZM211 4V5H210ZM218 4H220V5H218ZM257 4V5H256ZM261 5H262V7H261ZM22 6V7H21ZM25 7H26V9H28V11H29V8H30V6H29V8H27V6L26 5H24ZM63 6H64V8H63ZM195 6V7H194ZM201 6V7H200ZM203 6H205V10L204 9H201V8H203ZM218 6H220V8L218 7ZM11 7H12V10H11ZM164 9H163V8ZM241 7V8H240ZM196 8H197V10H196ZM198 8H200V9H198ZM235 8V10L236 11H238L237 9L238 8H236V7H234ZM246 8V9H245ZM25 9V10H26ZM61 9V10H60ZM169 9H172V10H169ZM191 9V10H190ZM260 9H261V11H260ZM57 10V11H56ZM64 10H65V14H64ZM169 10V11H168ZM199 10H200V12H199ZM202 10H204V11H202ZM56 11V12H55ZM164 11H165V13H164ZM193 11V12H192ZM202 11V12H201ZM235 11V12H236ZM259 11H260V13L262 14V15H259ZM57 12H59L58 13V15L59 16H55L56 14H57ZM63 14H62V13ZM239 12H240V10H239ZM250 12H246V14H248V13H250ZM23 13H24V15H23ZM31 13H33V15L31 14ZM78 13V14H77ZM177 13V14H176ZM170 14H172V13H170ZM170 14H168V15H170ZM215 14V15H214ZM237 14V13H236ZM239 14V13H238ZM237 14V15H238ZM252 14H253V16H252ZM20 17H19V16ZM61 15V16H60ZM167 15V14H166ZM22 16H23V18H22ZM29 16V17H28ZM39 16V17H38ZM66 16V17H65ZM171 16V15H170ZM201 16H203V17H201ZM212 16V17H211ZM239 16V17H238ZM237 17H238V19H236L237 21L239 20L240 21V15H238ZM262 16H263V19H262ZM46 17H48L47 19H46ZM59 19H58V18ZM83 17V16H82ZM82 17H80V18H82ZM215 17V18H214ZM249 17H250V19H249ZM40 18V19H39ZM207 18V19H206ZM243 18V19H242ZM251 18H254L255 20H253V19H251ZM257 18V19H258ZM50 19H51V21L52 22H50ZM54 19V20H53ZM77 19V20H76ZM83 19V18H82ZM211 19L213 20L212 21V24H213V26H211V24H210V22H211ZM248 20H252V23L254 24H252L250 21H248ZM21 21H22V23H21ZM74 21V23H72ZM54 22H55V24H54ZM57 22H59L58 23V25L60 24L61 26L60 27H62L61 29H59V28H56V27H59L58 25L56 26V24H57ZM64 24H63V23ZM218 22V21H217ZM249 22V23H248ZM18 23V24H17ZM24 23H26V25L24 24ZM45 23V24H44ZM83 23H85V24H83ZM207 23V24H206ZM247 23L248 24H250L249 26H247ZM17 26H16V25ZM25 25V27H24V25ZM9 25V24H8ZM35 25H36V23L34 24V27H35ZM242 25H243V27H242ZM56 26V27H55ZM143 26L144 27H149V24L148 23H144L143 24ZM166 26H171L170 25V23H168V24H166ZM206 26V27H207ZM215 26H218V27H215ZM209 27H215V28H213V30H212V28H209ZM242 27V28H241ZM36 29H34V31H36V33L39 31V30H37V27H35ZM66 30H65V29ZM218 28V31L216 30ZM244 28V30H241V29H243ZM251 28V27H250ZM57 29V30H56ZM45 30V31H44ZM60 30V31H59ZM63 30H65L66 31V34H65V32L63 31ZM212 30V31H211ZM215 30V31H214ZM231 30H233V28H231ZM231 30H229V31H231ZM237 30H239V31H241L240 32V34L237 32ZM61 31H62V33H64L63 35H62V33H61ZM86 32V31H85ZM213 32V33H212ZM228 32V33H227ZM235 32H236V35H235ZM225 33V34H224ZM237 33H238V35H237ZM39 34H41V33H39ZM46 34H47V36H46ZM59 36H58V35ZM62 36H61V35ZM212 34H214V35H212ZM232 34V35H233ZM54 35H56V36H58V37H56V36H54ZM163 35H165V33H160L159 34V36L160 37H162ZM219 35V36H218ZM229 35V36H228ZM217 36V37H216ZM223 36V37H222ZM233 37V36H232ZM264 37V36H263ZM1 38V37H0ZM55 38H57V41H59V39H62L63 38V42H65V45H66V43H67V45H66V47H62V48H74L75 49V47H76V50H78V52H76V50H72V49H65L66 50V52L64 51V49H62L60 46H62V45H64V44H62V42L60 43V42H58L57 44H55L56 43V39ZM8 39H10V40H8ZM226 39V40H225ZM194 40H196V41H194ZM225 42H224V41ZM3 41H5V43L3 42ZM146 41V42H145ZM175 41V42H174ZM191 41H194L195 43H193V42H191ZM220 42V43H219ZM7 43V44H6ZM88 43V44H87ZM192 43V44H191ZM227 43V44H226ZM3 44H6L5 46H3ZM13 44V43H12ZM58 44H59V46H58ZM103 46H102V45ZM166 44H167V46H166ZM174 44V45H173ZM189 44V45H188ZM191 44V45H190ZM221 44V45H220ZM224 44H226V45H224ZM97 45L98 46H100L101 47V51L99 50V51H94V50H97L96 48H98L97 47ZM232 45V46H231ZM7 46V47H6ZM127 46V45H126ZM146 46H148V49L149 50H147V48H146ZM170 46H172V47H170ZM174 46V47H173ZM230 46H231V49L229 50L228 48H230ZM4 47V48H3ZM58 47H60V48H58ZM96 47V48H95ZM193 47V48H192ZM8 48V49H7ZM36 48V49H35ZM112 48V49H111ZM116 48V50H113V49H115ZM122 48V49H121ZM133 48V49H132ZM153 48L155 49V50H153ZM223 48V49H222ZM90 49V50H89ZM103 49H105V52L107 51V50H109V52L111 51V53H110V55H108L109 54V52H104V50ZM111 49V50H110ZM137 49H139V50H137ZM257 49H258V47H257ZM3 50V51H2ZM5 50V51H4ZM63 52H62V51ZM71 50V51H70ZM128 50V51H127ZM164 50V51H163ZM186 50V51H185ZM191 50V51H190ZM260 51H262L261 53L262 54H264L263 53V51H264V49H262V48H260L259 49ZM7 51H8V54H7ZM38 51H40V53L38 52ZM58 51H61V52H59L58 53ZM69 51V52H68ZM151 51V52H150ZM260 51H259V53H260ZM2 52V53H1ZM53 52H56V53H53ZM86 52V53H85ZM93 52H94V57L92 56L93 55ZM96 52V53H95ZM131 52H132V54H131ZM136 52V53H135ZM137 52H138V55H137ZM149 52V53H148ZM256 52H258V50L256 51ZM255 52V54H254V57H258L259 55H257V54H259V53H256ZM5 53V54H4ZM10 53V54H9ZM53 53V54H52ZM64 53H65V55H64ZM77 53V54H76ZM104 53H105V56L103 57V55H104ZM141 53V54H140ZM143 53V54H142ZM228 53H229V55H228ZM130 54H131V56H130ZM140 54V55H139ZM61 55V56H60ZM79 55V56H78ZM97 55H99V56H97ZM106 55H107V57L112 61V65H113V67L111 66V67H109L108 66V64H106L105 63V61H106ZM135 55H137V56H135ZM173 55H174V57H173ZM222 55V56H221ZM63 56V57H62ZM90 56H92V57H90ZM96 56V57H95ZM198 56V57H197ZM201 56V57H200ZM209 56H211V57H209ZM213 56V57H212ZM224 56V57H223ZM264 56V55H263ZM263 56H262V58H263ZM60 57V58H59ZM90 57V58H89ZM134 57H136V58H134ZM200 57V58H199ZM196 58V59H195ZM199 58V59H198ZM229 58H231V59H229ZM261 58V56L258 58V59H256L257 60V62L258 61H261L262 59H260ZM56 59V60H55ZM98 59V60H97ZM193 59H195V61H193ZM215 59H216V61H215ZM228 59V60H227ZM264 59V58H263ZM52 60V61H51ZM54 60V61H53ZM89 60H92V62L91 61H89ZM119 60V61H118ZM121 60V61H120ZM182 60V61H181ZM197 60H202L200 63H196V62H198ZM226 60V61H225ZM231 60V61H230ZM139 61V62H138ZM193 61V63L195 64H193V63H190V62H192ZM222 61V62H221ZM107 62V61H106ZM117 62H118V64H117ZM119 62H120V64L122 65V67H125V69L124 68H122V67H120L119 68ZM185 62V64H183ZM227 62V63H226ZM262 62L263 61H261L260 63H261V65L259 64V66H261L262 67V65H264V64H262ZM90 64V66H89V64ZM216 63H218V65L216 64ZM259 63V62H258ZM96 64V65H95ZM196 64H198V65H196ZM200 64V65H199ZM52 65V66H51ZM92 65V66H91ZM97 65H99V66H97ZM167 65V66H166ZM101 66V67H100ZM116 66V67H115ZM115 67V68H114ZM118 67V68H117ZM196 67H200L199 68V70L200 69H207V70H209L210 72H211V74L209 73V74H207V75H205L204 76V73L202 74L201 72L202 71H199V75L197 74V73H194V71L196 70L197 71V68ZM16 68V69H15ZM64 68V69H63ZM91 68H93V69H96V70H93V69H91ZM153 70H152V69ZM213 68V69H212ZM264 68V67H263ZM87 69H89V70H87ZM115 71H117V74L118 75H121V80L119 79V77L120 76H118V75H116V72H113L114 70ZM147 69H148V72H147ZM159 69V70H158ZM17 70V71H16ZM61 70V71H60ZM86 70V71H85ZM92 70V71H91ZM98 70H99V72H98ZM158 70V71H157ZM164 70V69H163ZM7 71V72H6ZM105 71V75L104 76H102V75H99V73L100 74H102L101 72H104ZM119 71V72H118ZM147 72V73H145V72ZM8 72H10V73H8ZM27 72V73H26ZM29 72H30V74H29ZM62 74H61V73ZM87 72V73H86ZM122 72V73H121ZM4 73V74H3ZM7 75H6V74ZM25 73V74H24ZM32 73V74H31ZM46 73H48V74H50L49 75V77H47V75L48 74H46ZM55 73V74H54ZM85 73H86V75H85ZM128 73V74H127ZM141 73H142V75H141ZM144 73V74H143ZM9 74V75H8ZM16 74V75H15ZM20 74V75H19ZM27 74L29 75V76H27ZM46 76H45V75ZM84 74V75H83ZM192 74V73H191ZM22 75H24V77H22ZM53 75V76H52ZM114 75H116V76H118V78L117 77H115V79L117 78V79H119V81L120 82H118V81H115L116 83H114L112 80H114V79H112V78H114ZM136 76V75H138V78H136V80H137V82H136V80H134V78H133V76ZM13 76H15L16 78H17V80L15 79L14 80V78H13ZM54 76H55V78H54ZM111 76H112V78H111ZM8 77V78H7ZM20 79H19V78ZM50 77H52V78H50ZM104 77H106V78H104ZM146 77H147V75H146ZM152 78H153V76H151ZM151 77H148L149 79L151 78ZM23 78H25V79H23ZM44 78H46V79H44ZM49 78V79H48ZM58 78H60V79H58ZM129 78V79H128ZM131 78V79H130ZM141 78V79H140ZM26 79H27V82H26ZM44 79V80H43ZM57 79V80H56ZM116 79V80H117ZM148 79V80H149ZM200 79V80H199ZM20 80V82H17V81H19ZM46 80H48V82L46 81ZM139 80V81H138ZM142 80V81H141ZM147 80V81H148ZM155 80V79H154ZM7 81V82H6ZM10 81V82H9ZM13 81V82H12ZM52 81V82H51ZM134 81V82H133ZM210 81V83H208V84H206V82H209ZM7 84H6V83ZM76 82V83H75ZM136 82V83H135ZM48 83V84H47ZM115 85H114V84ZM120 85H119V84ZM18 84H20V85H18ZM27 84V85H26ZM30 84V83H29ZM50 84V85H49ZM119 86H118V85ZM3 85V86H2ZM8 85V86H7ZM63 87H62V86ZM114 85V86H113ZM5 86H7V87H5ZM16 86V87H15ZM19 86V87H18ZM24 86V87H23ZM26 86V87H25ZM116 86V87H115ZM11 87V88H10ZM62 87V88H61ZM73 87V88H72ZM145 87V86H144ZM15 90H14V89ZM47 88V89H46ZM110 88H111V91H110ZM113 88V89H112ZM10 89V90H9ZM49 89V91H46V90H48ZM59 89V90H58ZM76 89V91H74ZM147 89H148V86H147ZM5 90H7V91H5ZM8 90L10 91V92H8ZM5 91V92H4ZM15 91H18L19 92V94L17 93V92H15ZM62 91V92H61ZM71 91H73L74 93H75V96H76V98H75V96H74V94H73V92H71ZM110 91V92H109ZM141 91V92H142ZM146 91H148V90H146ZM3 92V93H2ZM15 92V93H14ZM2 93V94H1ZM24 93H26V94H24ZM57 93V94H56ZM114 95H113V94ZM143 93V96H145V91L144 92H142ZM11 94V95H10ZM24 94V95H23ZM51 94H52V96H51ZM146 94H147V92H146ZM15 95H17V97L15 96ZM18 95H19V97H18ZM58 95V96H57ZM69 95V96H68ZM24 96H26V97H24ZM55 96V97H54ZM112 96V97H111ZM116 96H117V98H116ZM7 99H6V98ZM22 99H21V98ZM70 97H72L73 98V100H71L72 98H70ZM146 97V98H145ZM145 97H143L144 99H145V101H146V99H147V95L145 96ZM7 100V102L8 103H6V101L4 102V100L5 99ZM55 98V99H54ZM115 98V99H114ZM9 99V100H8ZM11 99V100H10ZM74 99H75V101H74ZM28 102H27V101ZM53 100V101H52ZM57 100V101H56ZM70 101V102H69ZM112 101V102H111ZM26 102V103H25ZM51 102V103H50ZM57 102V103H56ZM39 103H41V102H39ZM54 103V104H53ZM73 103V104H72ZM112 103V104H111ZM115 103V104H114ZM27 104V106H25ZM111 105V107H109L110 105ZM127 104L128 105H132L131 103H129V102H127ZM109 105V106H108ZM115 105H117L116 107H114ZM174 105V104H173ZM175 105H177V104H175ZM174 105V106H175ZM28 106H29V108H28ZM142 106H144V105H142ZM68 107H70V108H68ZM118 107V108H117ZM27 108V109H26ZM65 108V109H64ZM108 108V109H107ZM113 108V109H112ZM117 108V109H116ZM144 108V107H143ZM142 109V108H141ZM26 110V111H25ZM64 110V111H63ZM109 110V111H108ZM112 110H114V112L112 111ZM143 111V113L141 114V116H139L140 118L142 117V115H143V117H145V118H147V123H146V121L143 123V120L142 119H144V118H142L141 120H140V118H139V123H136V121H134L133 122V126L135 127H141L142 128V130H145L144 132H145V134L146 135H144L143 136V138H144V140L146 141H144L143 139L141 140V143H140V148H141V150H142V147H143V149L145 148V149H148L147 151H144V150H142L143 151V153L144 154H142V155H146V153L149 151V150H151L150 152H152L153 154L155 153V152H153V150H152V148L154 147V145H156L159 141V144L161 143V140H163V139H165V138H169V137H172V136H174L175 134H176V131L175 130H170V131H167V133L165 134H155V135H153V136H150V135H152L150 132H147V126L145 127V126H143V124L144 125H146V124H148V114H149V112H148V110H149V108L146 110V107H145V109H142ZM24 111L25 112H27V113H25V114H28V116L26 115V119H24V117L22 118V115L24 116L25 114H22V113H24ZM70 111H68V112H70ZM108 111V112H107ZM141 111V110H140ZM139 111V115H140V112ZM230 110H228L227 112H226V114L227 113H231V112H229ZM57 112V113H58ZM106 112V113H105ZM22 114V115H21ZM107 114V115H106ZM67 115V114H66ZM77 115V116H76ZM109 115H111V117H108ZM56 117H57V114L55 115ZM60 116V115H59ZM58 116V117H59ZM68 116V117H69ZM211 117H215V114L214 113H212L211 114ZM229 117V116H228ZM110 118V119H109ZM216 118H218V119H220V121H224V120H228V121H230L231 119L230 118H227V117H225V116H216ZM233 118V117H232ZM8 119H10V121L8 120ZM73 119V118H72ZM243 119V118H242ZM249 119H254V118H249ZM248 118L246 119V120H249ZM145 120V119H144ZM236 120H237V118H236ZM244 120V119H243ZM8 121V122H7ZM142 121V122H141ZM26 122V123H25ZM81 123V124H80ZM135 123H136V125H135ZM141 123V124H140ZM72 124V123H71ZM76 124V125H75ZM111 124V125H110ZM138 124V125H137ZM258 124V123H257ZM10 127H9V126ZM80 125V126H79ZM25 126L27 127L26 128V130H25ZM79 126V127H78ZM238 126H239V124H238ZM258 126V127H257ZM256 126V124L254 125V127L253 128H250V127H248V128H246V125H244L243 127H241V126H239L240 128L239 129H234V128H226V129H219L217 132H215V130H213V129H211V130H213V131H211L209 134H214V133H217V134H221L222 136H223V138H224V143L222 142V144H221V146H223L224 148H226L228 151H233V152H231L232 154L234 153L237 157L239 156V157H244L245 156V158L247 157V159L249 158V156L251 155V159H253V161H251V163H250V169L252 170V171H254V170H256V171H258V172H262V170H263V167H262V161L260 162V161H257V160H255V158L256 157H258L259 156V154L257 153V150H256V146H254V140L251 138L253 135H251V134H254V132H256V134H259V130L261 129L260 127H259V124ZM193 127V128H192ZM244 127H245V129H244ZM11 128V129H10ZM110 128V129H109ZM141 128H140V130H141ZM197 128V127H196ZM242 128L244 129V131L242 130ZM250 128V129H249ZM257 128V129H256ZM10 129V130H9ZM137 129V128H136ZM192 129V130H191ZM194 129V126H189V132L188 131H186V134H188V135H190V137L192 136V135H194V133H197L198 132V129H195V130H193ZM247 129H249V130H247ZM1 130H3V131H1ZM10 131V132H8V131ZM58 130H62V129H58ZM140 130H138L137 129V131H140ZM258 130V131H257ZM24 131H25V135H23L24 134ZM31 131V130H30ZM60 131H58V133H60ZM71 131V132H70ZM79 131V132H78ZM194 131V132H193ZM242 131V132H241ZM247 131V132H246ZM261 131V130H260ZM62 132V131H61ZM104 132H105V134H104ZM141 132V131H140ZM191 132V133H190ZM244 132H245V134H244ZM7 133V134H6ZM29 133V134H28ZM70 133V134H69ZM193 133V134H192ZM260 133H262L263 134V132H260ZM2 134L4 135V134H6V136L9 134V136H7V140L5 141V142H3L2 141V139L4 138L3 136H2ZM65 134V135H66ZM104 134V135H103ZM141 134V133H140ZM240 134H243L242 136L244 137V139H238V137L240 136ZM248 134H250V137H249V135ZM29 135L32 137H29ZM142 135H143V133H142ZM5 136V135H4ZM5 136V137H6ZM29 137V139H30V141H28L29 139L28 138H26V137ZM40 136H41V139H39L40 138ZM147 136H150V140H152V141H154V143H150L149 144V142H151V141H149L148 142V139H149V137H147ZM8 137H10V138H8ZM36 137V138H35ZM38 137V138H37ZM193 137V136H192ZM249 137V138H248ZM25 138V139H24ZM114 138L117 140V142H116V140H114ZM27 139V140H26ZM38 139V140H37ZM95 139H96V141H95ZM5 140V139H4ZM32 140V141H31ZM94 140V141H93ZM159 140V141H158ZM71 141V142H70ZM142 141H144L145 142V144H144V142H142ZM156 141V142H155ZM158 141V142H157ZM188 141V143H189V145L193 148L192 150L194 151V152H196L197 150H195V146L194 145H196V143H197V141H195V139L193 140V139H188L187 140ZM7 142V144L5 145V143ZM30 142V143H29ZM9 143V144H8ZM34 143V145H35V147H34V145H30V144H33ZM36 143H38V144H36ZM42 141L40 142V144L42 145ZM97 143V144H96ZM101 143V144H100ZM2 144H4V145H2ZM96 144V145H95ZM148 144V145H147ZM159 144H157V145H159ZM21 145H24V146H21ZM90 145H91V147H93V149L92 148H90ZM101 145V149H100V146ZM120 146V147H118V146ZM150 145V146H149ZM256 145V144H255ZM7 146V147H6ZM14 146V147H13ZM36 146H38V149L36 148ZM98 146V147H97ZM142 146V147H141ZM198 146V143H197V145H196V147ZM21 147H22V149H21ZM31 147V148H30ZM32 147H33V149H32ZM181 147H183V149H181L182 151H184L185 150V147L182 145ZM10 148V149H9ZM12 149H16L15 151H13ZM23 150V152L21 151V150ZM34 149H36V152H35V150ZM87 149V150H86ZM210 149V150H209ZM208 149V151H207V153H206V155H208L212 160H214V162L213 161H210L211 159L209 158V157H204V162H206L207 161V163L209 162V163H211V164H215L214 166H218L219 164H223V166H226V164H228V162H226L225 163V161H224V163L222 162V161H219L217 158H215V155H216V153H217V150H213L212 151V148H209ZM10 150V151H9ZM28 150H30V152L28 151ZM40 150V152H41V149H39ZM77 150V151H76ZM91 150V151H90ZM97 151V152H95V151ZM117 150L120 152H117ZM160 150L161 149H157L156 150V152H160ZM6 151V152H7ZM22 152L21 154H20V152ZM34 151V152H33ZM73 151V152H72ZM74 151H75V153H74ZM86 151V152H85ZM142 151H141V153H142ZM24 152H25V154H26V152L28 153L27 155H23L24 154ZM67 152H70V153H67ZM76 152L78 153V155H80V156H75L76 155ZM89 152V153H88ZM90 152H91V154H90ZM214 152H216L215 154H214ZM17 153H18V155H17ZM86 155H85V154ZM94 153V154H93ZM95 153H98V154H95ZM150 154V155H153V154ZM84 154V155H83ZM102 154V155H101ZM121 154V155H120ZM156 154V153H155ZM257 154V155H256ZM22 155V156H21ZM72 155H73V157H76V158H73L72 157ZM93 155H95L94 157H93ZM99 155H100V157H99ZM150 155H146V156H150ZM197 154H193V155H191L192 156V160L194 159V156H196ZM213 155H214V157H213ZM12 156H14V155H12ZM25 156H28V157H24ZM71 156V157H70ZM90 156V157H89ZM117 156V157H116ZM256 156V157H255ZM3 157V158H4ZM85 158V160L87 159V160H89V161H84V158ZM88 157H89V159H88ZM98 157V158H97ZM144 157V156H143ZM143 157L141 158V160L143 159ZM152 157L153 156H151V159H152ZM213 157V158H212ZM241 157V158H242ZM253 157V158H252ZM255 157V158H254ZM80 160H79V159ZM91 158H93V159H91ZM96 158H97V161H96ZM150 158V157H149ZM149 158H145L144 157V159L141 161V166L143 165V161L144 160H148L147 162H149V163H151L150 162V160H149ZM7 159V158H6ZM9 159V158H8ZM10 159V161H8L9 163L11 162L12 164H14L13 163V161ZM69 159H71L72 161V163H70L69 162ZM75 159H77V162H76V160ZM250 159V158H249ZM20 160V161H19ZM94 160V161H93ZM192 160H189V162L191 163V161ZM254 160H255V162H254ZM3 161V163L4 162H6V160L4 159V160H2ZM42 161V162H41ZM92 163H91V162ZM18 162V163H17ZM35 162V163H34ZM41 162V163H40ZM83 162H85V163H83ZM86 162H87V164H86ZM98 162V163H97ZM213 162V163H212ZM245 162V161H244ZM70 163V164H69ZM77 163V170H79L80 172L78 173V171L75 169V167H76V164ZM80 163V164H79ZM90 163V164H89ZM149 163L147 164V166L145 165L144 167H142L144 170H145V168L147 167L148 168V166H149ZM236 163V162H235ZM243 163V162H242ZM6 164H8V163H5V165L3 164V169H4V171L3 172H5V174H6V171L9 169V170H12V171H10L11 173L13 172V171H17V169H14L13 167L15 166V168H18V165H13L12 167L11 166H9V167H11V169L10 168H6V167H8V165H6ZM11 164V165H12ZM39 164H41V165H39ZM73 164V165H72ZM79 164V165H78ZM86 164V165H85ZM95 164V165H94ZM96 164H98V165H96ZM130 164H131V167H132V170L134 171L133 173H134V177H135V179H136V173H135V170L133 169V168H135V165H134V163L131 161V159H130ZM133 164V165H132ZM216 164H218V165H216ZM225 164V165H224ZM237 164V163H236ZM244 164V163H243ZM242 164V165H243ZM256 164H257V166L259 165L260 167H259V169L260 170H258V167L256 166ZM28 165V166H29ZM72 165V167H70V166ZM80 165H82L81 167H80ZM84 165H85V168H84ZM99 165H101V166H99ZM152 165V164H151ZM0 166H2V164L0 163ZM6 166V167H5ZM27 166V165H26ZM43 166V165H42ZM87 166V167H86ZM93 166V167H92ZM221 166V165H220ZM239 166H240V164H239ZM100 167V168H99ZM123 167V168H122ZM39 168H37L38 170H40ZM80 168V169H79ZM82 168H84V169H88V170H84V169H82ZM257 168V169H256ZM19 169V168H18ZM36 169V170H37ZM95 169V170H94ZM118 169H119V171H118ZM124 169V170H123ZM161 171H159V170ZM154 173H151L148 177H149V181H148V186L150 187V191L152 190L153 191V193H154V191H155V188H156V191H158L159 192V194L160 195H155L154 194V196L156 197V199L159 201V208H158V210H159V216L160 217H162L163 219V221H162V226L165 228V231L166 232H168V234L170 233L171 235H176V233L178 232V229H180V227H178L179 225L178 224H174V226L172 225L173 223V221H175L176 219H177V215H178V212L176 211V210H174V204H173V196L172 195H168L167 196V194H169L168 192H165L164 191V187L163 186H161V187H159L160 186V184L162 185V181H164V173L162 174V170L160 169V168H158ZM9 170L7 171V172H9ZM37 170V172H39ZM72 170V171H71ZM82 170V171H81ZM104 170V171H103ZM88 171H90V172H88ZM9 172V175L11 174ZM41 172V174H37L36 175V177H39V180H41V178H42V176H44V172H43V174H42V171H40ZM73 172V173H72ZM84 172V173H83ZM101 172V173H100ZM118 172H119V174H118ZM18 173H20L19 172V170H18ZM85 173H88V175L90 176V177H88V175H86ZM97 173V174H96ZM157 173H159V175L157 174ZM225 173V171H223L219 176H218V179L216 178V180H214V181H216L217 183H219V184H217L216 183V186H218V189L217 190H215L214 189V191H210L211 192V194L213 195V197L211 196V194H210V192L209 193H206L207 195H206V199H205V201L207 200V204H208V202H210L209 204H208V207L209 208H215V209H217L218 210V206H219V204H224V201H226V202H230V203H228V204H225L224 206H226L227 205V209H226V207H224V209L227 211H225L226 213H224V210H222V207H223V205L220 207L221 208V210L219 209V211H223L222 212V215L223 216H225V214H227L228 213V215H232L231 217L232 218H230V220H233V225L235 224V227H232V228H230V226L232 225V223L230 224V222H227V220H229V218H228V215H226L225 216V218L223 217L222 218V215H221V220H219V221H223L224 222V219H225V221L227 222L226 224H224L223 222V224L224 225H222V223H220V222H218L217 223V221L218 220H215L214 221V219L215 218H213L212 217V219L211 218H209L208 219V222H206V231H208V232H210V233H208V232H205V234L206 235H204V243L206 244H208V245H210L208 242H210L211 241V244L212 245H215L216 246V244H214L215 242H216V239H221V241L223 240L224 242L226 241V243L228 244H224V245H226L225 247H223L224 245H220V243L219 244H217V246H219L220 247V250H219V253L222 255V249H225V250H223L225 253H223V255L221 256V260H223L220 264H231V263H233V264H235L236 263V261H237V263L238 264H253V261H254V264H257L259 261V263L258 264H264V261H263V257H264V249H263V251H262V248H260L261 247V245H259L260 244V242H261V239H262V241L264 242V231H262V233H260L259 231H260V229L262 228V230H264V222H263V224L262 223H260V221H261V218L263 219L264 218V199H260V200H258L259 202H256V203H258V204H260V205H258L257 206V204L255 203V201L258 199H254L252 202H244V204H243V202H242V198H241V195L240 196H238V198L240 197L241 198V200H237V198H235L237 195H239V193H240V188H239V190L236 188V187H238V184H239V181L240 182H242L241 181V179L239 178L240 176H241V174H240V176H237L236 177V179L235 178H233V179H231L232 178V176H228L227 175V178L226 179H228V180H225V181H228V185H227V183H225V185L223 184V179H224V177H222V175ZM243 174V176L241 177L243 180H246L244 183H248L247 181H249V179H248V177L246 178V174H244L245 173V170L242 172ZM15 175H12V177H13V179H15V178H17L19 175L17 174V172L16 173H14ZM103 174V175H102ZM153 174V175H152ZM161 174H162V176H161ZM248 174V173H247ZM18 175V176H17ZM118 175L119 176H122V177H118ZM154 175H158V177H154ZM3 176V177H2ZM2 178L4 179V181L2 180V178H0L3 182H5V183H2V181L0 182V185H1V189L2 190H0V196L1 195H4V196H6V198L5 199H10V196H12L13 194L11 193V192H13L12 191V189H10L9 188V182H11L10 181V179L12 180V178H11V175L10 176H8V173H7V175H4V173L2 174ZM8 176V177H7ZM65 176H66V178H65ZM71 176H73V177H75L74 179L71 177ZM87 176V177H86ZM152 176L154 177V178H156V179H154V178H152ZM236 175H234V177H235ZM36 177H34V179H36ZM84 177H86V178H84ZM100 179H99V178ZM118 177V178H117ZM151 177V178H150ZM220 177V178H219ZM244 177V178H243ZM123 178V179H122ZM237 178H239L238 180H237ZM249 178H251L250 179V181L251 180H255V177H251V176H249ZM93 179H95V180H93ZM161 179H163L162 181H161ZM248 179V180H247ZM256 179H257V177H256ZM38 180V181H39ZM101 180V181H100ZM118 180H120V181H118ZM150 180H151V182H150ZM261 180H262V182H263V180H264V176H261V178L260 177H258V180H257V182L258 183H260L261 182ZM14 182H15V180H13ZM37 181V180H36ZM69 181V182H70ZM118 181V182H117ZM153 181V182H152ZM220 181V182H219ZM233 181V182H232ZM104 182V183H103ZM137 182V181H136ZM150 182V183H149ZM213 182V181H212ZM155 183V184H154ZM160 183V184H159ZM221 183V184H220ZM264 183V182H263ZM96 184H98V186L96 185ZM100 184V185H99ZM106 184V185H105ZM242 184V183H241ZM116 185H118V187H116ZM154 187H153V186ZM230 185V186H229ZM232 185V186H231ZM240 185V184H239ZM3 186V187H2ZM7 186V187H6ZM101 186L99 187V189H101ZM157 186V187H156ZM152 187V188H151ZM163 187V188H162ZM225 187V188H224ZM229 187V188H228ZM235 187V188H234ZM6 188H7V190H6ZM113 188V189H112ZM162 188V189H161ZM230 188H232V190L230 189ZM234 188V189H233ZM4 189L6 190V192L8 193H6V192H4ZM37 189V188H36ZM220 189V191L221 192H223V190L224 189H226V191L228 190V189H230V198L232 199H230V198H225L224 196H222L221 194L222 193H218L219 190ZM38 190V189H37ZM161 190H163L162 192H160ZM10 192V194H9V192ZM32 192L34 191V187H32V190H31ZM99 191V190H98ZM119 191V190H118ZM140 190H139V187H138V185H137V193L139 192ZM142 191H143V193L145 192L144 191V189H142L141 190V193H138L137 194V197H139L138 199H140L139 201V206H140V208H141V212H140V215L142 214L143 215V217H142V215L140 216L141 218H144L143 220V223L145 224V222H148L149 223V221L147 220L146 221V216H148L147 215V213L146 212H149V210L150 211H152L151 209H152V206H153V204L152 203H150V205L147 203V200H146V206H145V203H144V201L142 200V198H141V196H142ZM155 191V193L156 194H158L157 192ZM217 191V192H216ZM225 191V190H224ZM233 191V192H232ZM237 191H238V194H237ZM165 192V193H164ZM236 194H235V193ZM6 193V194H5ZM102 193L104 194V192H101V195H102ZM152 193V194H153ZM165 195H164V194ZM33 194V193H32ZM114 194H115V198L117 199V201L121 198L122 200H123V198H122V196H120V197H118V192H117V196H116V192H114ZM256 194H259V196H260V193H256ZM9 196V198H7L8 196ZM111 195H112V193H111ZM214 195H216V196H214ZM234 195H236L235 197H233ZM112 196H114V195H112ZM112 196H110L111 197V199H112ZM219 196V197H218ZM232 196V197H231ZM38 197H40V196H38ZM102 198H104L103 196H102ZM106 198V197H105ZM235 198V199H234ZM41 200L39 201V203H41V205H44L45 204V198L43 197V196H41V198H40ZM114 199V198H113ZM220 199V200H219ZM230 199V200H229ZM106 200V199H105ZM122 200H119V204L121 203L122 204ZM216 200V201H215ZM232 201V202H231ZM245 201V200H244ZM112 202V201H111ZM114 202V201H113ZM115 202H116V200H115ZM115 202H114V204H115ZM12 203L13 204H16V205H18L19 203L18 202H16L15 203V201H13L12 200ZM118 203L116 202V205H113V206H115L116 207V209L115 208H113L112 207V204H111V206H110V209H111V211H112V209H113V211L112 212H115V214H114V216L116 215V217H118V216H120V218L121 217H123V216H121V214L123 213V215L125 214L127 217L128 216H130V214H128V211H124L123 210V212L121 213V211H118V210H120V209H122V207L121 208H119L120 206H118ZM248 203H249V205H248ZM229 204H231V205H229ZM234 207H237L238 206V208L240 207L241 208V206H243V208L245 209V205H246V208L248 207V209L247 210H249V212H248V214H242L241 216H240V218H239V216H237V218H236V216H235V212L233 211V210H235L236 208H234V209H232L233 208V206ZM241 205V206H240ZM261 205H263V206H261ZM211 206V207H210ZM230 206H231V208H230ZM112 207V208H111ZM254 207V208H253ZM260 207V208H259ZM261 207H263L262 209H261ZM119 208V209H118ZM151 208V209H150ZM163 210H162V209ZM232 209V210H228V209ZM259 208V209H258ZM242 209V208H241ZM254 209H256V210H254ZM115 210H117V211H115ZM259 211V212H258ZM112 212H111V214H112ZM117 212V213H116ZM127 212V213H126ZM132 212V211H131ZM260 214L261 215V213H262V215L261 216H258V217H260V219L259 218H257L258 220H256V219H254L255 218V215L257 214ZM133 213V212H132ZM112 214V215H113ZM128 214V215H127ZM135 214V213H134ZM137 214H139V213H136L135 215L137 216ZM246 215H247V217H246ZM125 216V217H126ZM133 216V215H132ZM219 216H220V214H219ZM235 216V217H234ZM253 216V217H252ZM115 217V224L113 223V225H112V230H113V233L115 234V233H117V232H119V233H121L122 231H120V230H118V228H119V226H118V218H116ZM124 217V218H125ZM137 217H139V215L137 216ZM139 217V218H140ZM214 217H216L215 215H214ZM217 218H218V216H217ZM243 218H246V219H244L243 220ZM252 218L254 219V220H252ZM129 219V218H128ZM219 219H220V217H219ZM122 220V219H121ZM241 220H243V221H241ZM256 220V221H255ZM120 221V220H119ZM123 221V220H122ZM121 221V224H122V226L124 227V221L122 222ZM127 221V219L125 220V222ZM161 221V220H160ZM211 221H213V222H211ZM257 221H258V223H260L261 225H262V227L261 226H259L260 224H257ZM128 222V221H127ZM166 222L168 223V224H166ZM232 222V221H231ZM240 222V223H239ZM249 222V224L250 225H247V223ZM256 222V224L258 225L257 226V229L256 228H252V227H254L253 225V223H255ZM170 223H171V225H170ZM228 223L230 224L229 226H228ZM242 223H243V225H245L244 227H243V225H242ZM120 224V223H119ZM143 224V225H144ZM150 224V223H149ZM148 224V225H149ZM159 224V223H158ZM164 224L166 225V226H164ZM221 224V225H220ZM239 224V225H238ZM146 225V227H145V229H146V231H147V233H148V237H149V241H150V243H151V247L153 248V246H154V242H153V240H151V232L149 231V229L151 228V226L149 227L147 224H145ZM175 225H177V226H175ZM232 225V226H233ZM237 225V226H236ZM0 226L1 227H5V225L3 224H1L0 223ZM7 226V225H6ZM57 226V225H56ZM121 226V225H120ZM170 226H173L172 227V229H170L171 227ZM252 226V227H251ZM256 226V225H255ZM3 227V228H4ZM170 227V228H169ZM220 228L221 230L219 231V233H218V231L217 230H214L215 228ZM224 227V228H223ZM236 227H239V228H236ZM240 227H241V229H240ZM246 227H247V230H249V231H246ZM114 228V229H113ZM149 228V229H148ZM164 228H162V230L164 229ZM216 228V229H217ZM120 229V228H119ZM121 229H122V227H121ZM183 229V228H182ZM210 229H212V230H210ZM223 229V230H222ZM232 229H233V232H235V233H239V235L237 234V236L238 237H233L235 234L234 233H232L231 231H232ZM235 229H237V230H240L239 232L237 231V230H235ZM251 229V230H250ZM173 230V231H172ZM190 230H192V229H190ZM231 230V231H230ZM256 230V233L254 232V231ZM150 232V235H149V232ZM164 231V230H163ZM164 231V232H165ZM189 231V230H188ZM216 231V232H215ZM223 231V232H222ZM226 231H227V233H226ZM228 231H230L231 233H228ZM165 232V233H166ZM173 232H175V233H173ZM192 232V231H191ZM213 232H215V234H212ZM225 232V233H224ZM246 232V233H245ZM258 232V233H257ZM188 233V232H187ZM223 233H224V236H223ZM241 233H242V235H241ZM247 234L248 235V237H249V239H246L247 237H245L244 235L245 234ZM253 233H255V234H253ZM118 234V233H117ZM167 234V233H166ZM185 234H186V232H185ZM209 234V235H208ZM226 234V235H225ZM229 234H231V235H229ZM256 234H260V235H258V236H256ZM173 235V236H174ZM246 235V236H247ZM250 235H252V236H250ZM253 235H254V237H253ZM50 237H54V235H49ZM259 236H261L260 238V242L259 241H257V242H259V244L257 243H255L254 245H253V241L252 240H254V238L256 239V240H258V237ZM49 237V238H50ZM230 237H233V238H231L230 239ZM223 238V239H222ZM173 239V238H172ZM206 239V240H205ZM210 239V240H209ZM246 239V240H245ZM175 240V239H174ZM236 240H238V242L239 243H237V241ZM242 240V241H241ZM246 242V245H245V242ZM249 240H251L250 241V243L252 244V245H248V241ZM255 240V241H256ZM177 241V240H176ZM235 241V242H234ZM173 241H171L170 243H172ZM214 242V243H213ZM232 242V245L230 244ZM234 242V243H233ZM241 242V243H240ZM242 242H244V245H243V243ZM263 242H261L262 243V247L264 248V243ZM168 244L170 247H168V245H167V248H171V246H172V248L174 247V245H175V243L173 244ZM178 243V242H177ZM249 243V244H250ZM153 244V245H152ZM221 244H223V242L221 243ZM230 244V245H229ZM234 244V245H233ZM211 245V246H212ZM243 245V246H242ZM258 245V246H257ZM176 246V245H175ZM222 246V247H221ZM233 246V247H232ZM240 248H239V247ZM250 246H251V249H250ZM257 246V247H256ZM260 246V247H259ZM177 247H178V245H177ZM176 247V248H177ZM230 247H231V249H230ZM243 247H245L247 250V253H250V254H248L247 256L245 255V254H247L243 249H245V248H243ZM249 249H248V248ZM255 247V248H254ZM175 247L173 248L174 250H175V252L177 251V249H176ZM210 248V247H209ZM208 248V251L207 252H209L208 254L211 256V255H213L214 256V253H213V251L211 250L212 248H210L209 249ZM233 248V249H232ZM236 248V249H235ZM243 248V249H242ZM161 249H162V246L161 247H157V250L158 251H161ZM173 249H169V251L171 252L172 251V254H174L175 252H174V250ZM240 249H242V250H239ZM227 250V251H226ZM230 250H234V252L233 251H230ZM238 250V251H237ZM250 252H249V251ZM255 250H257V251H255ZM259 250H261V252L259 251ZM236 251V252H235ZM241 251H242V253H241ZM153 252H154V256H155V261H156V263L158 262V259L157 258H159V257H156V256H158V254L156 255V246L153 248ZM174 252V253H173ZM222 252V253H221ZM231 254H230V253ZM240 252V253H239ZM245 252V253H244ZM257 252V253H256ZM260 252V253H259ZM236 254L237 255V257H239V255H240V260L238 259V258H236L237 260H235V259H233L234 258V256H233V254ZM253 253H255L254 255H252ZM159 254H160V252H159ZM229 254V255H228ZM263 255V256H262ZM206 256V255H205ZM205 256H203V257H205ZM213 256L212 257H210V258H213ZM242 256V257H241ZM245 256V257H244ZM232 257V258H231ZM236 257V256H235ZM250 257V258H249ZM256 257H258V258H256ZM259 257H261V258H259ZM205 258H207V259H210V258H208V255H207V257H205ZM223 258V259H222ZM231 258V259H230ZM243 258V259H242ZM175 259H176V257H175ZM175 259H173V261H171V263H173L174 262V260ZM249 259H251L250 261H249ZM254 259V260H253ZM257 259H258V261H257ZM230 261V262H227V261ZM232 260H233V262H232ZM239 260V261H238ZM242 260V261H241ZM247 261L248 260V262H244V261ZM263 262H262V261ZM241 262H243V263H241ZM170 263V261L168 262V264H171ZM176 262H174V264H175Z\"/></svg>",
    "mask_w": 264,
    "mask_h": 264
}]
</instances>
